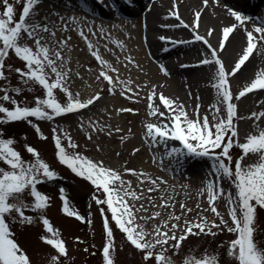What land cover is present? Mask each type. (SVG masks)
Here are the masks:
<instances>
[{
    "label": "snow or ice",
    "instance_id": "snow-or-ice-1",
    "mask_svg": "<svg viewBox=\"0 0 264 264\" xmlns=\"http://www.w3.org/2000/svg\"><path fill=\"white\" fill-rule=\"evenodd\" d=\"M20 2L21 0H15V3ZM42 2L43 0H23L22 12L19 19L16 20L14 3H10L9 0H2L4 10L0 12V81L8 79L5 74L6 68L8 71L14 70L25 85L32 82L46 90V98L36 97L34 106H28L26 101L22 104L9 95L10 91L20 93L21 88L0 89L4 93L3 96H0V124L21 121L33 124L30 118L52 121L56 117L87 109L101 99L98 92L88 99L81 100L79 93L74 94L70 90L67 83L70 69L66 70L62 51L52 49L49 45L42 43L44 40L43 33L55 37L53 28L56 27L54 22H51L50 26L47 16L44 17V23L35 19L38 15L37 6ZM99 2L103 3V0H99ZM128 2L131 3V0ZM78 3L84 10L91 11L86 0H78ZM213 3L220 6V0H213ZM208 4L209 0H203L205 7ZM65 6H67V0H65ZM113 7L115 8L116 5L113 4ZM227 11L236 23L223 27L219 46L214 48L208 39L198 32L202 12L196 11L193 24L188 25L180 17L178 4L174 0L173 9L170 10L169 14L175 17L179 24L185 28L191 27L195 33L194 40L203 42L210 49V55L201 59L199 63L215 65V73L210 86L215 90L216 99L214 103L209 105V111L203 116L200 114L201 104L198 102L192 110L195 116L193 119L190 118L189 111L178 99L168 97L163 92L158 93L154 85L148 96L150 115L157 117L160 122L147 123L145 134L152 145H163L168 157L207 158L211 162L209 178L199 192L201 196L207 195L209 208L200 209L199 204L196 207L201 210V213L211 211L219 223L200 214L194 220L184 219L183 225H181L182 216L193 211L192 208L182 203L180 215H176L174 212L169 213L167 219L155 225L151 232L147 231L144 225L137 221L155 220L161 217V212L156 211L147 217L139 216V212L147 211V209L143 204L136 207L134 203H129L128 198L140 200L143 199V193L137 194L132 189L131 181H125L122 178L120 170L106 166L102 160L94 161L75 151L78 145L72 141L70 135L65 133L68 147L73 150L69 152L62 143V138L57 133V129H52L59 162L66 165L77 176L88 180L97 192L102 191L105 196L104 199L96 195L93 196L97 205H106L110 212L109 219L104 208H100L106 236L102 248L103 264H116L115 237L110 220L125 235L127 242L144 253L145 264L150 259H154L156 264H174L167 252L171 249L178 253L181 245L189 236L203 234L215 237L225 230L235 236L228 242L226 253L227 257L231 258V264H264V247H261V243L264 242L257 239L260 234L258 209L264 210V129H260L257 123L258 131L247 135L245 142H240L236 121L243 119V117L238 116V107L234 102V99L238 101L247 94L264 90V70H259L255 78L235 95L230 84V78L235 77L242 70L254 52L264 56V18L249 16L232 8H227ZM53 15L60 19V30L62 31L67 32L69 30L68 24L65 23L66 19L76 25L78 34L87 43L91 56L102 66V70L96 77L97 80L102 78L107 81L110 85V91L113 92L118 86L122 87L124 89L122 94L127 95L128 99L139 95L130 87L131 81L119 79V70L105 60L100 55L99 49L89 40L88 34L81 27L82 17L71 16L66 18L56 11H53ZM250 21L256 23L252 30L247 27V23ZM237 29H242L245 32L246 47L231 70H228L219 53L225 50L226 43L229 42L230 37ZM87 31L89 34L95 35L91 27ZM103 31L104 29L101 27V32ZM213 32L214 29H209L207 36H212ZM25 37L33 40V45H29ZM70 39L69 37L68 40ZM160 39L172 44L190 43V41H173L164 36H161ZM68 40L59 43L62 47L67 46ZM115 43L123 48L121 41H115ZM10 53L25 63L24 69H13L11 65L6 66L5 62ZM126 59L130 63H135L131 56L126 57ZM159 67L165 75L169 74L168 69L163 64ZM182 67H186V65H182ZM110 72L117 74L116 79L109 74ZM52 74H54V79ZM54 90H60L65 94L67 102L61 103L54 94ZM129 93L131 95H128ZM199 99L197 97V101ZM5 101L10 102L13 107L11 109L6 107L3 103ZM161 106L164 110H161ZM120 111L133 112L134 110L128 108L120 109ZM209 114H211V120ZM261 117H264V111L253 112L249 118H255L256 121H259ZM33 127L42 139H47L38 125L33 124ZM93 127L98 131L103 130L98 125H93ZM115 131L120 132L121 129L116 128ZM107 134L111 136L113 133L109 130ZM88 139H92L91 135L88 136ZM124 139L121 137L122 141ZM170 141H179L183 147L168 149ZM15 143L14 138H4L3 131L0 130V162L8 166L7 168L0 167V264H32L27 252L17 242L11 224L30 225L35 223V218L26 215L25 210L31 208L33 211L39 210L42 213L50 205V197L41 193L37 185L59 177L58 173L52 170L50 165L41 158L39 151L30 145L26 146V151L35 157V163L25 162L21 153L14 147ZM233 148L241 150V155L235 159L231 154ZM97 150H100L99 145H97ZM136 152H139V149H135L133 154ZM250 155L256 156L257 160L251 164H244V160ZM124 172L143 177L140 180L141 184L147 180L150 184L147 189L149 193L158 189L157 179H152L146 173L129 168H124ZM225 179L229 182L227 189L223 185ZM161 182L166 183L165 181ZM60 191L63 212L69 217H75L82 222L86 221L84 215L70 206V201L63 195L64 189L61 188ZM25 192H28L33 198L31 204L23 200ZM221 199L226 201L227 213L231 223L218 210L217 202ZM161 200L162 203L158 207L164 209L175 207L171 202V197L168 199L161 197ZM153 207H157V205L153 203ZM13 213L17 215L13 216ZM41 219L47 233L50 234V236H42L41 239L57 252V255L50 257L51 264H59L60 258L68 255L65 241L60 238L59 231L53 228L47 217L41 216ZM87 222L91 223V220H87ZM80 242L82 243V241ZM158 246L160 250L156 252ZM85 251L87 252L88 249L86 248ZM182 264H220V253L209 254L206 250L198 258L190 250Z\"/></svg>",
    "mask_w": 264,
    "mask_h": 264
},
{
    "label": "rangeland",
    "instance_id": "rangeland-1",
    "mask_svg": "<svg viewBox=\"0 0 264 264\" xmlns=\"http://www.w3.org/2000/svg\"><path fill=\"white\" fill-rule=\"evenodd\" d=\"M9 2L14 3L16 9L15 19L18 20L22 12L23 0H21L20 3H15V0H9ZM86 2H90V0H86ZM3 10L4 5L2 0H0V12ZM53 11H56V8L47 0L38 8L40 16L37 17V21L44 23V17L47 16L50 26L51 22H54L56 25V27L53 28L55 37L50 36L48 33H43L44 40L42 43L54 40L51 44H48L49 47L62 51L65 58L66 70L70 69L67 83L74 94L79 93V98L81 100L88 99L86 88H89L90 84H94L95 89H99L98 92L101 95V99L95 102L94 105L89 106V110L86 112L83 109L77 113L56 117L52 121H40L36 118H30L33 124L39 126L47 139H42L33 127V124H29L25 121L0 124V130L3 131L4 138L15 139L16 143L14 147L21 153L25 162L35 163V157L26 151V146L30 145L39 151L41 158L50 165L52 170L58 173L59 177L51 181L46 180L37 185L41 193L50 197V205L47 209L43 210L42 213L39 210L33 211L31 208L25 210L26 215L35 218V223L30 225H21L19 223L11 224L17 242L27 252L32 264H51L50 257L57 255L56 250L41 239L42 236H50L43 225L41 216L49 219L53 228L59 231L60 238L65 241L68 255L66 257L62 256L59 264H103L102 248L105 244L106 236L103 229V218L100 211L101 207L104 208L105 214L109 215L110 219V212L107 206L97 205L93 199L94 195L104 199L105 196L102 191L97 192L96 188L88 180L77 176L66 165L59 162L56 155L57 149L53 137V128L57 129V133L62 138V143L69 152L73 150L68 147L65 133L70 135L72 141L78 145L75 151L80 152L94 161L102 160L106 166L120 170L122 178L125 181H131L132 189L135 190L137 194L143 193V199L132 200L130 197L128 198L129 203H134L136 207L143 204L147 209V211L139 212V216L147 217L156 211L161 212V217L155 220H149L147 222L143 220L137 221L143 224L147 231L151 232L155 225L167 219L169 213L174 212L176 215H180L182 212L180 205L182 203L192 208L193 211L182 216L180 221L181 225H183L184 219L194 220L200 214L207 216L209 220H216V222L219 223V220L211 211H204L201 213L200 210L209 208L207 195L201 196L199 192L200 189L205 186V182L209 178L211 162L207 158L168 157L165 154L166 149L163 145H152L150 140L146 138L145 125L146 122L159 123L160 121L158 118L150 116V112L147 110L142 112L120 111V109H132V105L140 104V95L128 99L127 95L122 94L124 92L122 87L118 86L113 92L110 91V85L107 81L102 78L97 80L96 77L102 70V66L99 63L90 62L93 57L90 54L87 43L79 36L76 25L66 19L65 23L68 24L69 30L67 32L60 30L61 21L58 16L53 15ZM248 11L247 9V12H241L249 16L256 14V12L249 14ZM62 13V15L67 17L76 16L75 14L65 11ZM76 17L83 18L81 27H83L85 33L88 34L89 40L99 49L100 55L113 67L119 70V79L131 81L130 87L138 93L136 90L137 86L134 83H138L137 80L143 73L142 69H131L125 65L115 64L112 61V58L116 57L118 54L111 40L116 38V34L113 32H115L117 28L115 25L114 27H109L108 23L110 24L113 22L114 24V21L117 20L99 14H92L84 9H80ZM118 20L122 21L121 28L124 30H128L131 26L133 27L132 24L135 22L133 15L119 12ZM102 23H107V25H102ZM248 24L256 26V23L251 21L248 22L247 25ZM89 27L93 28L95 35L88 33L87 30ZM101 27L104 29L103 32H101ZM69 37L71 38L70 40H68ZM25 40L29 45H33L34 43L33 40L27 37H25ZM64 40H68V44L62 47L59 42ZM217 40H221V35L218 36ZM203 50H205L204 47ZM240 55L241 54H239L231 64H225L228 70H231L238 61ZM256 61L264 64L263 56L257 57ZM5 63L6 66L11 65L13 69L25 68V63L12 53H10ZM59 63L58 61V64ZM211 66L215 73V65ZM261 67L264 70V66L262 65ZM251 72L253 73L251 78L253 80L256 71L252 70ZM239 73L240 72H238L235 77L230 78V84L232 85L234 95L247 83L252 81L245 82L238 76ZM5 74L8 79L0 81V89L21 88L22 91L20 93L14 91L9 92V95L18 102L23 104L26 101L28 106H34L36 97L42 99L46 98V90L38 84L29 82V84L25 85L19 74L14 70L8 71L6 68ZM109 74L113 75V78L116 79L117 74L111 72ZM52 78H55L54 74H52ZM107 84L109 86L108 89L105 87ZM197 87H199V92L196 91ZM101 88H103V90ZM206 90L205 80L202 79L190 87L187 86V100L184 106L189 111L190 118L195 119L192 110L196 107L198 102L201 104V116L207 113L209 111V105L214 103ZM197 93L202 94L201 100L199 101H197ZM54 94L61 103L67 102L65 94L60 90H54ZM3 95L4 93L0 91V96ZM128 95H131V93ZM234 102L238 107V116L243 117V119L236 121L238 124L239 139L240 142H245L247 135L254 134L258 131L256 128L257 123L260 129H264V117H261L259 121H256L255 118H249L253 112L259 113L264 111V90L247 94L238 101L234 99ZM3 103L10 109L13 107L10 102L5 101ZM147 103V101L144 102L146 105ZM211 118V114H209V119L211 120ZM93 125H98L103 130L98 131ZM116 128L121 129V131L116 132ZM109 130L113 133L111 136L107 134ZM89 135L92 137L91 140L88 139ZM121 137L125 139L122 141ZM171 142L172 141L168 144V149L171 147H183L179 141H173L174 144ZM97 145L100 147L99 151L97 150ZM135 149H139V152L133 154ZM117 153H119V155H117ZM231 154L235 159L241 155V150L239 148H233ZM256 160V156L250 155L243 163L251 164ZM166 165L174 168L177 172L174 170H172V172L167 170V176H162L158 170L154 172L145 170L142 172L158 181V189L151 193L147 191L148 187H150L147 180L141 184L140 180L143 179V177L133 176L130 173L124 172V168L135 169L137 172H141L142 166L162 169V167ZM0 167L7 168L8 166L0 162ZM167 169H169V167ZM184 169H186V171L182 172ZM161 181H165L166 183ZM223 185L226 189L229 188V182L226 179L223 181ZM61 188L64 189L63 195L70 201V206L75 208L81 215H84L86 221L82 222L75 217H69L63 212ZM161 197L164 199L171 197V202L175 207L166 209L158 207L162 203ZM23 200L29 204L33 202V198L28 192H25L23 195ZM153 203L157 205V207H153ZM197 204L200 205V209H197ZM217 207L224 215V218L231 223L227 213L226 201L224 199L219 200L217 202ZM16 215V213H13V216ZM87 220H91V223H88ZM110 223L113 227L115 237L116 264H145L143 260L144 253L135 249L134 246L126 241L125 235L115 227L114 222L110 220ZM258 225L260 234L257 236V239L264 242V210L261 209H258ZM177 234L179 235V232ZM77 238H79V240H77ZM234 238L235 236L228 233L226 230L220 232L215 237L203 234L199 236H189L181 245L178 253L170 249L167 255L171 257L174 264H182L184 258L190 253V250L198 258L207 250L209 254L220 253V264H231V258L227 257L226 253L228 242ZM80 241H82V243ZM170 243L172 242L170 241ZM221 245L223 246L221 247ZM261 247H264V243H261ZM86 248L88 249L87 252L85 251ZM159 250L158 246L155 251L159 252ZM147 264H156V261L150 259L147 261Z\"/></svg>",
    "mask_w": 264,
    "mask_h": 264
},
{
    "label": "bare ground",
    "instance_id": "bare-ground-1",
    "mask_svg": "<svg viewBox=\"0 0 264 264\" xmlns=\"http://www.w3.org/2000/svg\"><path fill=\"white\" fill-rule=\"evenodd\" d=\"M47 1L61 15L65 11L77 16L80 9H83L79 6L78 0H67V6H65V0ZM246 1L253 5L257 2L256 0H220V6H217L213 3V0H209L207 7L203 5V0H176V3L178 4L180 17L188 25L193 24L196 11L202 12L198 32L200 35L205 36L214 48H218L220 40H217V38L222 34L223 27L236 23L234 18L228 13L227 8L247 12ZM260 2H262V7L261 5L259 7L260 11H257L255 6L252 8L253 11H248L249 14H253L256 10V14L253 17L264 18V1ZM42 3L37 6V12ZM173 3L174 0H131V3L128 0H103V3H100L99 0H90V2H87L91 9L90 13L117 20L114 21V24L113 22L108 23L109 27H114L115 25L117 28L113 32L116 34V38L111 39L113 46L118 51L116 57L112 58L113 63L125 65L135 70L138 68L142 69L143 73L139 76L138 83H134L137 86L136 90L140 95L141 103L132 105L134 111H151L148 96L154 85L158 93L163 92L164 95L176 98L184 105L187 100V86L190 87L201 79L205 80L206 91H208L210 98L213 100L212 102H215V90L210 86L214 76L212 66L199 63L201 59L210 55V49L203 42L194 40L195 33H193L191 27L185 28L182 24H179L175 17L169 14L170 10L173 9ZM113 4L116 5L115 8ZM118 12L133 15L135 18V22L132 24L133 27L131 26L128 30L122 29V21L118 20ZM39 16L40 13L35 19L38 20L37 17ZM102 25H107V23H102ZM247 27L248 29H253L255 26L248 24ZM209 29H214L213 35L210 37L207 36ZM244 35L245 32L242 29H237L230 37L229 42L226 43L225 50L219 53L225 64H231L239 54H242L243 49L246 47V35ZM161 36L169 37L173 41H190V43L172 44L169 41L161 40ZM53 41H47L45 44H51ZM115 41H121L123 48L119 47ZM203 47L205 50H203ZM128 56L133 58L134 64L126 59ZM260 56L262 55L254 52L250 60L242 67V71H240L238 76L245 82L252 80V70H255L256 73L259 70H263L261 66H264V64L256 61L257 57ZM90 62L99 63L94 57ZM161 64L168 69V75L161 71L159 67ZM182 65H186V67H182ZM105 87L108 89V84ZM86 89L89 98L98 93L99 90L95 89L94 84H90V87ZM101 89L103 90V88ZM196 91L199 92V87H197ZM197 97L201 100L202 94L197 93ZM146 101L148 102L147 105L144 104ZM156 103L158 104L159 102L157 101ZM87 110L89 108L84 109L85 112ZM161 110H164L162 106ZM145 131H147L146 125ZM168 167L169 169H167ZM145 170L153 172L158 170L162 176H167V170L177 172V170L168 165L162 167V169L142 166L140 171L143 172ZM185 171L186 169L182 170V172Z\"/></svg>",
    "mask_w": 264,
    "mask_h": 264
}]
</instances>
